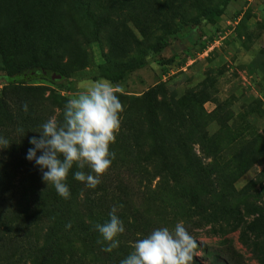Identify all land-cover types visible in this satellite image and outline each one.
Segmentation results:
<instances>
[{
    "label": "rangeland",
    "instance_id": "rangeland-1",
    "mask_svg": "<svg viewBox=\"0 0 264 264\" xmlns=\"http://www.w3.org/2000/svg\"><path fill=\"white\" fill-rule=\"evenodd\" d=\"M82 1L87 27L65 0H0V76L5 50L23 61L35 54L67 75L56 83L28 81L39 88L38 95L16 102L26 103L28 110L16 113L20 122L15 126H28L33 133L53 116L62 123L64 106L80 91L79 83L104 79L100 65L145 60L147 64L127 78L111 81L124 87L119 94L120 127L127 109L133 117L143 116L144 93L159 86L165 128L179 125L193 156L204 165L213 162L245 171L239 170L226 183L210 179L213 194L203 200L205 214L184 194L166 187L160 195L165 202L147 204L145 167L135 174L127 167L110 166L88 193L98 194L101 188L112 193L106 197L109 209L115 207L128 224L117 239L130 243V252L137 240L154 230H173L183 222L197 240L192 264H264V0ZM175 6L185 14H171ZM182 15L187 18L181 20ZM188 33L193 34V43L184 39ZM165 43L173 54L167 48L155 51ZM168 59L171 62L165 64ZM4 86L0 81V90ZM15 101L11 92L0 93V123L6 124L3 102L14 111ZM38 131L30 137L18 131L9 134L2 125L0 138L10 145L6 149L0 145V173L10 185L27 170L41 180L35 161L26 159L32 147L29 140L39 138ZM141 141L145 147V138ZM23 211L22 200L2 194L0 213L8 223L25 224L20 219ZM37 237L32 232L24 239L0 241V264H31L22 246Z\"/></svg>",
    "mask_w": 264,
    "mask_h": 264
},
{
    "label": "trees",
    "instance_id": "trees-1",
    "mask_svg": "<svg viewBox=\"0 0 264 264\" xmlns=\"http://www.w3.org/2000/svg\"><path fill=\"white\" fill-rule=\"evenodd\" d=\"M65 1L83 22V26L87 27L85 19L87 9L83 1ZM179 8L176 6L171 8V14L175 16L180 12L185 14L184 11H179ZM181 18L184 20L187 17L182 15ZM184 39L194 42V36L191 33L185 35ZM162 48H167L173 54V49L166 43L158 45L155 51L159 52ZM170 62L171 59H168L165 64ZM146 64L147 62L142 59L127 65L104 64L98 68L102 78L116 82L127 78L130 73ZM2 70L4 75L0 76V81H3L5 86L0 93L2 95V93L11 92L16 101L14 111H11L12 108L3 102V119L6 124L0 123V132L4 125L9 134L18 135L16 133L18 131L30 137L42 127L39 126L31 133L28 126H15L19 124L16 123L17 121L20 122L16 113L23 112L22 106L16 102L20 103L19 99L28 102L38 95L39 88L29 86L27 82L39 78L56 83L64 80L67 75L59 67L42 61L35 54L30 56L29 60L23 61L17 60L7 50L2 53ZM56 76H60V79H56ZM160 91L161 88L155 85L144 93L143 116L133 117L129 109L124 113L123 125L115 137V142L109 146L115 154L110 166L127 167L135 174V170L145 167L147 172L145 178L149 181L147 204L156 205V203L165 202L160 195L166 187L168 191L184 194L194 209L205 214L203 200L213 194L210 179L214 177L226 183L225 179L230 180L236 172L240 170L239 172L242 173L245 170L229 169L225 168V165H216L213 162L204 165L193 156L190 143L181 138L180 126L165 128L166 120L161 114V102L158 98ZM168 111L170 113L171 109ZM40 131L41 129L38 133ZM141 138L147 141L145 147ZM29 146L32 145L29 144ZM35 167L41 174L40 169ZM76 171L83 170L74 165L65 181L70 191L68 199L60 197L52 185L47 186L42 178L39 180L28 170L24 175L17 176L18 179H13V185H10L8 178L5 176L3 178L0 173V199L2 194L6 197L12 193L19 201L22 200L24 211L20 219L25 222L23 225L16 222L8 223L0 213V229L2 230H0V241L7 238L24 239L30 233L37 232L38 237L34 242L22 246L24 247L22 252L31 256V264H120V261L131 253L130 243L119 242L118 248L110 253L104 252L101 250L104 245L97 242L101 238L94 228L95 224H103L109 220V213L112 211L109 209L111 201L106 197L112 193L107 192L108 188H101L100 193L94 192L91 195L88 193L89 188L74 179ZM84 172L87 174L90 170L86 169ZM156 179L158 181L153 186V181ZM174 204L176 206L177 201ZM126 210L128 209H123L124 212ZM183 214V212L180 213V215ZM116 215L123 225L128 227L125 218L120 213ZM54 218L58 219L59 223H55ZM69 224L71 227H67Z\"/></svg>",
    "mask_w": 264,
    "mask_h": 264
},
{
    "label": "clouds",
    "instance_id": "clouds-1",
    "mask_svg": "<svg viewBox=\"0 0 264 264\" xmlns=\"http://www.w3.org/2000/svg\"><path fill=\"white\" fill-rule=\"evenodd\" d=\"M79 89L64 106L63 122H58L55 116L49 118L41 126L39 138L34 136L29 140L32 147L26 155V159L35 161L40 169L42 181L47 186L52 185L64 199L70 196L65 181L74 165L79 169H90L87 174L76 171V181L90 189L100 183V177L115 158L109 146L115 142L123 111L119 99V94L124 92L123 85H113L107 79H85L79 83ZM22 109L27 112L26 103ZM0 145L6 149L10 144L0 138ZM37 152L41 154L37 156ZM116 212L114 207L107 222L94 225L101 238L97 242L104 245L101 250L108 253L118 248L117 237L125 231ZM196 249L197 240L189 234L183 222H178L173 230L159 228L137 240L133 251L120 264H192Z\"/></svg>",
    "mask_w": 264,
    "mask_h": 264
},
{
    "label": "water",
    "instance_id": "water-1",
    "mask_svg": "<svg viewBox=\"0 0 264 264\" xmlns=\"http://www.w3.org/2000/svg\"><path fill=\"white\" fill-rule=\"evenodd\" d=\"M56 79H60V76H56Z\"/></svg>",
    "mask_w": 264,
    "mask_h": 264
}]
</instances>
